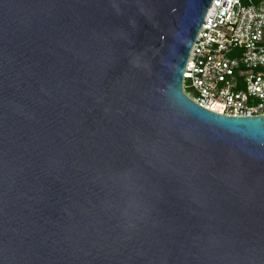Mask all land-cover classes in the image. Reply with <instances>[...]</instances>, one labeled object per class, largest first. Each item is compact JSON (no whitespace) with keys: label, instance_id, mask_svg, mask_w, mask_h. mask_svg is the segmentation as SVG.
<instances>
[{"label":"water","instance_id":"1","mask_svg":"<svg viewBox=\"0 0 264 264\" xmlns=\"http://www.w3.org/2000/svg\"><path fill=\"white\" fill-rule=\"evenodd\" d=\"M211 0H0V264H264V115L182 89Z\"/></svg>","mask_w":264,"mask_h":264},{"label":"built area","instance_id":"2","mask_svg":"<svg viewBox=\"0 0 264 264\" xmlns=\"http://www.w3.org/2000/svg\"><path fill=\"white\" fill-rule=\"evenodd\" d=\"M182 89L217 113L264 115V0H211Z\"/></svg>","mask_w":264,"mask_h":264}]
</instances>
